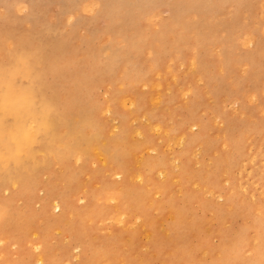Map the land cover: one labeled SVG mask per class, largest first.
<instances>
[{"label": "rangeland", "instance_id": "obj_1", "mask_svg": "<svg viewBox=\"0 0 264 264\" xmlns=\"http://www.w3.org/2000/svg\"><path fill=\"white\" fill-rule=\"evenodd\" d=\"M100 1L0 0V35L7 32L10 38L18 33L48 34L53 42L61 46L68 41L74 49L70 54L58 56L57 53L66 49L55 45L56 56L48 51L43 60H51L63 68L48 72L42 81L47 89L58 92L60 98L74 103L73 112L58 127L63 146L73 140L82 143L67 165L55 155L49 157L47 152L40 151L39 157H48L46 170L42 171L41 187L32 198L20 192L17 183L3 190L0 182V211L10 202L18 225L26 234L25 242L1 234L0 264H13L24 252L30 257V264H51L50 257L62 252L61 246L66 248L67 244L75 245L69 249L76 255L72 264L79 260H82L80 264H141V259L159 264L170 257L174 260L183 257L176 264H248L258 242L262 241L264 246V0H247L242 10H236L235 3L219 0H201L196 7L192 6L196 0L192 7L184 0L183 3L182 0H158L146 6L138 1L132 4V0H112L113 6ZM118 1L120 10L113 11L117 14L110 19L107 14ZM201 14L207 19H200ZM162 23L168 25L165 36L172 55L160 54L158 59L155 51L149 49L139 53L145 77L140 84L132 83L126 91L141 97L147 110L157 108L159 103L154 102L158 90L164 93L170 87V93L162 101L169 109L163 110L162 126L186 132L189 137L198 132L200 124L204 125L206 136L200 143L203 150L194 145L184 150L182 145L167 148L166 134L150 130L142 117H131V108L125 107L121 98L117 100L112 92L113 88L124 86L125 69L136 60L133 53L140 51H133L129 44L135 42L134 38L148 37L155 45L159 42L155 34L158 36ZM183 31L187 41L180 39ZM161 37L162 34L158 36ZM117 42L119 49L115 47ZM94 55L104 65L108 57H118V62L126 58L129 62L119 65L113 81L98 84L87 80L88 73H94L91 66L81 64L82 60L93 61ZM109 66L103 72L105 79H108ZM197 68L199 72L205 68V75L195 73ZM68 69H75L72 76ZM29 127L35 128L32 120ZM125 127L129 131L119 140ZM134 131L140 133L133 135ZM117 142L116 159L125 164L126 173L115 172L103 154L104 148L110 149ZM1 154L6 156L7 150L1 149ZM138 154L146 164L162 159L160 166L168 171L172 169L170 161L174 155L178 156L177 164L179 160L181 165L184 163V172L179 177L165 180L168 196L162 191L142 190L149 186L159 188L165 175L158 176L156 170L146 168L145 175L136 161ZM114 163L116 169L119 165ZM76 168L83 170L78 177L72 174ZM139 173L144 177H138ZM113 184L117 194L92 198L97 191L102 192L106 185ZM68 187L73 188V205L65 212L66 229L73 224L86 236L77 241L72 239L73 231L55 227L44 233V242L36 240L48 222L44 215L63 213L45 205L42 198L48 188L59 194ZM141 191L147 197L146 203L154 204L151 218L158 233L155 250H151L142 232L144 217L130 207ZM162 197L170 198L177 207L179 213L170 210L183 225L182 231L173 228L167 210L156 207ZM89 199L93 212L101 209L102 215L89 213ZM111 238L117 242L109 243ZM87 240L92 241L90 247L94 248H88L81 258L78 254L82 247L77 244ZM104 245L116 247L113 256L102 253L107 251ZM233 248L238 251L228 254ZM38 254L43 262L37 260ZM225 255L229 257L224 259Z\"/></svg>", "mask_w": 264, "mask_h": 264}, {"label": "bare ground", "instance_id": "obj_2", "mask_svg": "<svg viewBox=\"0 0 264 264\" xmlns=\"http://www.w3.org/2000/svg\"><path fill=\"white\" fill-rule=\"evenodd\" d=\"M135 1H138L140 5H144V6H146V3L150 4V3L159 2L158 0H132V4H134ZM184 1L189 6H191L195 2L194 0H184ZM200 1L201 0H196L195 5L192 6L196 7L197 6L196 4L199 5ZM219 1L230 2L232 4L235 3L234 6L235 9L242 10L245 7L246 4L245 1L247 0H219ZM100 2H102V0ZM103 2L104 5L106 4L109 5L114 1L103 0ZM116 2L114 5L115 7L112 9V11L109 10L110 12H108L107 14V16L110 19H113L114 14H117V12H113V11L120 10L119 9L120 2L119 1L118 3ZM172 6L171 8H173ZM168 7H170V4L168 5ZM180 9H181V5H180ZM195 10L194 12H196ZM245 10H247L248 12V8ZM190 11L192 12L193 10L191 9ZM199 11L197 12L199 13ZM201 11L204 10L202 9ZM204 18L207 19L204 14H201L200 19L204 21ZM168 30L169 29L167 23L166 24L162 23L160 29L158 28L157 30L158 36L162 34V37L158 38V36L155 34L156 39H158L157 41H159L155 45L151 41V38L148 37H147L148 39L144 37L134 38L135 42H131L129 44V48L133 49V51H135V49H138L140 51H138L137 53H133L134 58H136L135 56H137V58L135 61L132 62V64L128 65L125 69L126 74L125 76L123 75V78L125 79L126 83L124 84V86L123 87L121 86L122 88L120 87L117 90H114L113 88L112 92L115 98H117V100L121 98L125 107L129 106L131 108V113H130L131 117L132 116L142 117L143 119H145V122L150 130H157L166 134L165 146L167 148H171L172 146L174 147L176 145H182L184 146L183 147L184 150V149H189L190 146L194 145V146H199L203 150V147L200 143L204 140L206 136L205 133L206 128L204 125L200 124L198 132L189 135V137L186 134V132H176L172 128L166 129L162 126V121L164 122L163 118L165 116V112L163 110H169L163 106L164 102L162 101L164 96L170 93L169 92V89L171 90L170 87L169 89H167V92L164 91V93L158 90V97L155 99L154 102L155 104L159 103L156 106L157 108L160 109L158 111L157 108H151L146 110L145 107H143V102L141 97L139 98L136 97L135 92L126 91L127 89H129V86L130 87L133 86L132 83L137 82L138 84H140L143 81L142 78L145 77L146 72H144L142 66L139 64V60H138L139 53H141L146 49H149L155 51L157 55L156 57L158 59L161 56L160 54L172 55L165 36ZM5 33L6 35H4L3 33L0 35V75H3L4 69H10V70L18 69V71H16L15 73V81L10 95V99L12 103L10 104L9 107L11 111H19L23 115V119L19 121V131L15 139L7 135L0 137V182L3 185V190H8L15 183H17L19 185V191L23 193H27L29 198H32V196H35L36 190L41 187L42 171L46 170V164H47L46 159L48 157L47 158L39 157L38 154L40 153V151L47 152V155L49 157L51 155L53 156L55 155L58 159L62 161L63 164L67 165V161L70 158L75 157L76 148L80 147V145L82 144L78 140H73L70 141L71 142L70 145L63 146L61 139L58 135L59 132L58 127L61 123L64 124L65 121H67L68 113L73 112L74 103L68 99L60 98L58 92L52 89H47V84L42 81L48 72L54 70H60L63 68V66H56L55 62L51 60H46V59L43 60V57L48 54V51L52 52L50 53L51 56H56V54H54L57 52V48L55 45L63 49H66V52L57 53L58 56L60 54L61 55L70 54L71 52H74V49L70 47L68 41H65L63 45L61 44V46L56 42H53V40L50 39V36L49 38L47 37L48 36V34L46 35L47 32L45 33L46 36H40L38 32H37L38 34L31 33L25 35L18 33V34H13L10 38H8L7 32ZM207 35L208 34L205 35V39L207 38ZM180 39L182 41L188 40V37H186L185 35V31H183V33L180 35ZM119 43L117 42L115 46L118 49L120 47ZM246 43L248 44V42ZM162 58L163 56L161 57L160 60H162ZM72 60L78 61L77 58H73ZM107 62H109V65L112 68L108 65ZM107 62L104 65L103 61L98 59L96 55H94L93 61L82 60L81 64H89L93 69L92 71H94V73L92 72L88 73L87 80L88 81L95 80L97 81L98 84H102L104 82L109 83L110 81H113L115 79V72L119 70L120 68L119 65L126 64L129 62V60L124 58L122 61L118 62V57L116 58L108 57ZM191 63L195 64L196 62L191 61ZM108 66L110 68V70L107 71L108 79H105L103 72ZM198 68L195 70L196 71L195 73H202L205 75V68L201 69V72H199ZM68 70H71L70 72H72V74H69L70 76H72L75 72V69H68ZM195 73L193 74V76H196ZM65 77H67V75ZM155 84L161 87V84L159 82L158 83L156 82ZM8 91L9 89L6 86V82L0 80V95H3L5 92ZM29 91L35 95V104L31 108H27L26 106H24V100L22 98L23 95ZM88 91L91 92L90 89H88ZM109 91L111 92V90ZM195 95L197 94L195 93ZM160 97H162L161 101L159 99ZM109 105L111 106V104ZM13 119L14 118L11 115V112L6 114L5 112L0 111V126L12 121ZM29 120H32L35 123V128H33V130H31L29 127ZM128 131H129L128 128L126 127L124 129L122 128V132L119 135V140H123ZM25 132L28 134L29 137L27 140L24 139ZM138 133H140V131L132 132L133 135H137ZM118 142L110 149L104 148L103 154H105L104 156L107 157L110 167H113L115 172L118 171L119 173H126L128 170L125 164L122 163L120 159H116V155L119 150ZM239 146H240V142H237L236 147ZM1 149L7 150L6 156L1 154ZM205 150L208 152L207 146L205 147ZM177 157L178 156L174 155L173 158L171 159L170 162L172 169L168 171L166 169H163L162 166H160L162 159H155L153 161L150 160L146 164L143 163V159L141 155L139 154L136 155V161L140 165V167H143V173L145 175H146L145 168L148 169L149 171L156 170L158 176L160 174L165 175L164 179H162L163 182L159 185L160 189L159 188L156 189L154 186L153 188L149 186L146 189L142 187V190H146L148 192H151L153 190L158 192L162 191L164 196H168L167 185L165 184L166 178L171 176L176 178L179 177V174H182L184 172L183 169L184 163L181 165V160H179V164H177L176 162ZM253 157L254 154L252 158ZM7 159H9L8 162L6 161ZM114 161L118 162L117 164L119 165L116 169H115L116 164L114 163ZM104 166H107L106 161L104 163ZM66 171L69 172L68 169H66ZM82 172L83 170L81 171L80 168H76L72 170V174H74L76 177L80 176ZM97 175L99 176L100 174L99 173L95 174V176ZM137 176L140 178L144 177L140 173L137 174ZM145 182L149 183V178L145 177ZM114 186H116V184L106 185V187L101 190L102 192L97 191L96 194H93L92 198L96 196L105 198L111 194H117L115 193L116 189ZM142 192L144 191H141L140 193L135 195L136 198L133 200V202H131L130 207L131 209H134L135 211L138 212V214L140 213L141 216L144 217L142 232L145 235L147 242L150 244L151 250H155L158 247V242H157L158 233H157V226L155 224V221L154 219L151 218L154 217L151 215V210L154 208V204L150 202L146 203L147 197L143 196ZM72 193H73V188L70 187L66 188L65 190H62V193L59 194L57 192L53 193L51 191V188H48L47 194L42 198V200L44 201L45 205H48L50 207V209H53L55 211L62 210L63 213L59 215L58 214L44 215L48 222H46V225L44 226L43 230L39 232L40 234L36 235V240H40L41 242H44V240L46 239L44 233L50 231L55 227H62L66 229L68 222L65 221L66 220L65 212L70 211V209L72 208L73 205L72 196H71ZM119 198H122V196H119ZM91 202H92L91 199H89V208L91 209L89 213L91 212L92 214H94V216L97 214L102 215L103 211L101 209L98 210L96 213L93 212L94 206L91 205ZM156 205H157L156 207L160 210H165V211L167 210L168 215L171 218V224L174 229L178 231L183 230L182 229L183 225L180 224V222L177 220V216H175V214L171 211L173 210L174 212L179 213L176 209L177 207L175 206V204L170 201V198L162 197L160 200L156 202ZM16 216L17 215L14 213L11 203L7 201L5 206L0 211V237L2 236L1 234H6V235L9 234V238H12L13 236L14 238L17 239V241L25 242L26 234L24 230H22L18 225V219ZM19 221L21 222V220ZM66 230L70 232L73 231L74 235L72 236V239H77V241L81 240L84 236H86L85 232L81 234L79 229L76 226H73V224L70 225L69 229ZM114 240H112V238L109 239V243L111 244L116 243L117 241L115 242ZM91 244L92 241L90 240H87V242L84 243L79 241L77 245L82 247V252L78 255L81 258L83 254L88 252V248L91 250L94 248V247H90ZM71 245L74 244H67L66 248L64 245H62L60 248L62 252L57 254L55 257L51 256L50 263L72 264L73 259H75L76 255L72 253V251L69 252ZM104 248L107 249V251L102 253L106 254L107 256L110 255L113 256V253L116 251V247L112 249V247L104 245ZM254 250L256 253L253 259L248 262V264H264V246L262 245V241L258 242V244L254 247ZM45 251L46 248L43 249L42 253L45 254ZM237 251L238 248H233L230 249V251H228L227 253L230 254ZM174 253H176V250ZM155 256H157L156 253L154 257ZM228 257H229L228 255H225L224 259H227ZM37 260L43 262V259L39 254ZM178 260H183V257H180L177 260L176 259L174 260L172 257H170L168 260L167 259L161 260L159 264H176ZM81 261L82 260H79L76 264H80ZM114 261L115 259L113 258L112 263ZM13 264H30V257L24 252L19 259L13 262ZM141 264H149V261L147 259H141Z\"/></svg>", "mask_w": 264, "mask_h": 264}, {"label": "snow or ice", "instance_id": "obj_3", "mask_svg": "<svg viewBox=\"0 0 264 264\" xmlns=\"http://www.w3.org/2000/svg\"><path fill=\"white\" fill-rule=\"evenodd\" d=\"M17 70L4 69L3 75H0V80L6 82V86L9 89L8 92H5L3 95H0V111L5 112L6 114L11 112L13 120L0 126V137L5 135L15 139L19 131V121L23 119V115L19 111H11L10 104L12 103L10 95L12 92L13 84L15 81V73ZM24 106L31 108L35 104V95L32 92H27L23 95ZM28 134L24 133V139L27 140Z\"/></svg>", "mask_w": 264, "mask_h": 264}]
</instances>
